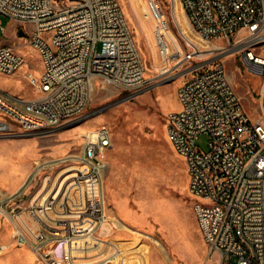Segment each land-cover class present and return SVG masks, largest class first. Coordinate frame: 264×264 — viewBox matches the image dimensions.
<instances>
[{
    "label": "built area",
    "instance_id": "built-area-1",
    "mask_svg": "<svg viewBox=\"0 0 264 264\" xmlns=\"http://www.w3.org/2000/svg\"><path fill=\"white\" fill-rule=\"evenodd\" d=\"M179 1L203 39L227 41L242 52L262 78L263 99L264 0ZM158 8L154 36L163 45L168 24ZM1 16L17 31L30 26L28 41L43 68L25 73L31 97L0 88V137L46 133L82 118L101 81L128 91L146 86V62L119 0H0L4 30ZM25 62L0 39L1 72L16 73ZM178 97L166 131L186 160L205 241L217 264H264V108L259 119L250 115L223 64L191 75ZM201 134L208 135L206 148L198 145ZM111 145L110 129L99 125L77 154L35 160L22 185L0 199L1 217L13 225L16 242L35 253V264H80L76 243L95 237L107 219L103 172ZM54 166L61 176L57 186L26 201L30 182Z\"/></svg>",
    "mask_w": 264,
    "mask_h": 264
},
{
    "label": "rangeland",
    "instance_id": "rangeland-1",
    "mask_svg": "<svg viewBox=\"0 0 264 264\" xmlns=\"http://www.w3.org/2000/svg\"><path fill=\"white\" fill-rule=\"evenodd\" d=\"M119 1L146 62V86L128 91L101 81L82 118L46 133L0 137V199L24 182L35 160L77 154L87 133L106 125L112 134L103 172L107 219L95 237L76 243V260L80 264H217V254L205 241L193 209L186 160L172 145L166 119L180 107L179 86L197 71L217 64L224 65L245 108L259 119L264 108L262 78L247 66L237 47L203 39L194 31L179 0ZM158 5L168 24L163 45L154 36ZM1 19L0 39L24 54L26 62L16 73L0 71V88L31 97L34 89L25 73L33 69L39 74L43 63L28 41L30 26L20 36L14 21ZM192 51L195 54L188 59ZM207 140L208 135L201 134L198 145L206 148ZM59 172L54 166L38 174L25 200L56 187ZM2 212L0 207V264H35V253L16 242L13 225L1 217Z\"/></svg>",
    "mask_w": 264,
    "mask_h": 264
},
{
    "label": "water",
    "instance_id": "water-1",
    "mask_svg": "<svg viewBox=\"0 0 264 264\" xmlns=\"http://www.w3.org/2000/svg\"><path fill=\"white\" fill-rule=\"evenodd\" d=\"M18 33H19L20 36H24L26 32H25V30L23 28H20L18 30Z\"/></svg>",
    "mask_w": 264,
    "mask_h": 264
},
{
    "label": "crops",
    "instance_id": "crops-1",
    "mask_svg": "<svg viewBox=\"0 0 264 264\" xmlns=\"http://www.w3.org/2000/svg\"><path fill=\"white\" fill-rule=\"evenodd\" d=\"M22 184H19V186H21ZM19 186H16L12 189V191H14L15 189H17Z\"/></svg>",
    "mask_w": 264,
    "mask_h": 264
},
{
    "label": "bare ground",
    "instance_id": "bare-ground-1",
    "mask_svg": "<svg viewBox=\"0 0 264 264\" xmlns=\"http://www.w3.org/2000/svg\"><path fill=\"white\" fill-rule=\"evenodd\" d=\"M181 3V2H180ZM187 18V17H186ZM189 22V21H188ZM190 24V23H189ZM192 27V26H191ZM230 78V77H229ZM230 80H232L231 78H230Z\"/></svg>",
    "mask_w": 264,
    "mask_h": 264
}]
</instances>
